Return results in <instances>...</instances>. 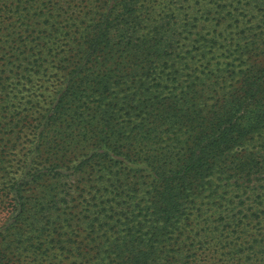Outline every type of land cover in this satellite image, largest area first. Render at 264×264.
<instances>
[{
  "label": "rangeland",
  "instance_id": "rangeland-1",
  "mask_svg": "<svg viewBox=\"0 0 264 264\" xmlns=\"http://www.w3.org/2000/svg\"><path fill=\"white\" fill-rule=\"evenodd\" d=\"M13 1L18 11L7 8L9 21L0 23V264H82L87 202L119 203L155 186L145 159L189 147L176 103L199 89L233 92L240 83L222 73L233 70L226 66L241 76L243 63L264 57V0H125L122 10V0ZM112 8L125 13L129 35L153 44L147 69L82 68L83 49ZM104 77L121 84L103 91ZM101 96L108 111L96 112ZM117 136L127 138L126 160L114 155ZM176 236L152 239L155 251Z\"/></svg>",
  "mask_w": 264,
  "mask_h": 264
},
{
  "label": "trees",
  "instance_id": "trees-1",
  "mask_svg": "<svg viewBox=\"0 0 264 264\" xmlns=\"http://www.w3.org/2000/svg\"><path fill=\"white\" fill-rule=\"evenodd\" d=\"M16 3L34 7L37 0ZM119 5L122 10L127 2ZM13 6V0H0V23L9 21L6 11ZM120 11L112 8L101 15L98 34L83 49L82 68L150 67L153 44L129 35L122 27L128 19ZM6 44L2 41L0 49ZM97 56L102 59L94 62ZM255 61L249 67L242 64L246 68L241 76L236 66H226L233 70L222 73L230 72L240 83L231 93L199 89L198 98L184 102L173 96L179 103L171 102L185 110L189 147L170 145L145 159L155 183L151 189L142 187L129 199L120 195L119 203L87 202L84 213L90 216L82 218V234L88 235L82 241V264H264V57ZM104 78L103 91L121 84L120 79ZM208 99L213 101L210 106ZM104 108L101 96L96 112L108 111ZM72 122L78 124L74 118ZM87 138L82 136V142ZM126 140L117 136L114 141V155L124 160L131 156L122 145ZM109 168L120 175L115 165ZM126 176L112 192L115 196L122 194ZM166 234L177 236L165 241L166 252H156L157 241L152 239Z\"/></svg>",
  "mask_w": 264,
  "mask_h": 264
}]
</instances>
